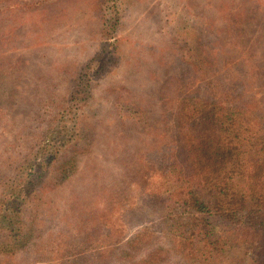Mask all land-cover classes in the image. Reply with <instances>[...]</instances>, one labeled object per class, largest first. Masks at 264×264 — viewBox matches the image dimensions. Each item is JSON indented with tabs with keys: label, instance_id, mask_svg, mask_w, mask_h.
<instances>
[{
	"label": "rangeland",
	"instance_id": "rangeland-1",
	"mask_svg": "<svg viewBox=\"0 0 264 264\" xmlns=\"http://www.w3.org/2000/svg\"><path fill=\"white\" fill-rule=\"evenodd\" d=\"M26 1L36 4L35 9L0 10V158L10 148L16 156L30 140L25 136L20 147L9 145L19 132L31 128L32 99L39 90L54 86L69 93L72 82L62 78L59 66L77 57L85 60L100 30L94 0ZM112 3L108 0L107 5ZM176 3L219 29L218 40H213L219 59L240 62L222 66V74L245 72L247 95L254 101L252 115L261 116L264 123V0H119L125 14L123 41L117 48L123 58L119 65H106L118 68L115 74L93 84L92 145L77 157L79 169L70 179L59 186L46 179L39 193L43 200L31 202L43 206L36 217L40 255L45 256L52 241L65 242L67 236L78 247L53 264L113 261L120 245L145 228L160 232L158 242L166 244L168 237L161 229L172 207L165 203L178 197L170 193L180 184L164 159L173 113L181 99L209 94L207 77L194 82L204 74L180 60L165 31L166 8ZM241 20L249 25L248 33L228 30L229 22ZM16 183L6 186L10 198L24 187L22 181ZM219 220L214 219L212 227L224 243L247 240L246 227ZM100 223L103 227L96 231ZM83 225L85 231L80 230ZM25 260L30 256L24 253L0 256V264H26ZM177 261L190 264L189 259Z\"/></svg>",
	"mask_w": 264,
	"mask_h": 264
},
{
	"label": "trees",
	"instance_id": "trees-1",
	"mask_svg": "<svg viewBox=\"0 0 264 264\" xmlns=\"http://www.w3.org/2000/svg\"><path fill=\"white\" fill-rule=\"evenodd\" d=\"M118 1L107 5L108 0H94L92 9L97 11L100 30L93 52L85 60L77 57L59 66L62 78L72 82L69 93L64 95L54 86L49 91L39 90L32 99L31 128L19 132L9 145L20 147L25 136L30 140L21 145L16 156L11 148L4 149L0 158V256L24 253L30 256L26 264H53L56 258L78 249L67 236L65 242L52 241L45 256L40 255L43 247L37 242L40 229L36 217L43 206L34 207L31 202L43 200L39 193L46 179L52 178L55 186L70 179L79 169L77 157L92 145L93 84L115 74L118 68L106 65H119L123 58L117 47L123 41L120 33L125 13ZM35 5L26 0H0L1 11L8 7L23 12ZM166 9L164 25L171 46L182 62L204 74L194 82L207 77L209 94L181 99L173 113L164 159L167 157L168 168L175 169L180 184L170 193L178 197L165 203L172 207L164 214L161 229L168 237L166 244L158 242L160 232L145 228L120 245L116 259L102 264H163L171 260L187 264L178 263L181 259H189L190 264H264V123L261 116L252 115L254 101L247 95L245 72L236 69L231 76L222 74V66L234 67L240 62H221L213 49V40L219 37L214 24L179 3ZM245 25L241 20L229 22L227 27L244 34L249 32ZM68 128L78 131L69 134ZM16 181H22L24 187L10 198L6 186ZM217 218L246 227L247 240L224 243L214 235L212 222ZM101 223L96 231H101ZM83 227L81 231H85Z\"/></svg>",
	"mask_w": 264,
	"mask_h": 264
}]
</instances>
